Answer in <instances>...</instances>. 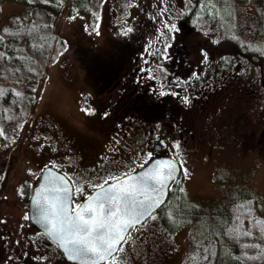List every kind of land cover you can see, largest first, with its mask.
Wrapping results in <instances>:
<instances>
[{"label": "flooded vegetation", "instance_id": "1", "mask_svg": "<svg viewBox=\"0 0 264 264\" xmlns=\"http://www.w3.org/2000/svg\"><path fill=\"white\" fill-rule=\"evenodd\" d=\"M113 1L115 9L121 7L119 9H123V13H126L122 22L127 28L121 24L120 39H130V42L135 40V43L140 42V44L137 47L139 51L130 58L124 56V62L118 67L119 69L112 72L111 75L114 76L112 79L119 78L117 84L111 81L110 84L101 85L100 90H96L97 87L89 85L86 76L85 78L83 76L90 94L88 106L93 107L88 121L96 130L93 136L82 134L80 137L87 141L85 143H89L90 139L98 141L101 149L95 154H84L83 158L88 157L93 163L89 167L82 166L81 170H77L72 162L83 160L82 151L70 145L71 137H55L56 133L52 129L42 126V133L40 131L39 137L34 139L31 148L39 150L41 156L48 155L45 157V163L43 161L39 163L36 170L37 177L33 182H37L43 167L54 166L71 179L73 190L83 189L81 193L73 196L74 202L80 203L93 189L92 185L100 184L105 180L100 175H104L107 161L113 162L115 166L113 169L120 167L117 165L120 159L116 156V149L121 146L117 142L120 141V137L124 136V140L128 137L132 141L141 138L134 133L136 128L134 123L139 119L136 114L123 117L122 122L126 128L122 131L117 126L108 138L104 133H98L94 124H102L105 121L103 115L109 112L108 109H115L116 105L134 106L137 95H142L143 98L149 95L152 100H160L163 111L162 126L154 135L150 128L144 131V134L148 135V138H144L145 159L142 162L131 160L123 170L111 177L128 173L140 166L148 159L149 153L151 156L164 152L172 153L173 156L190 154L212 156L211 149L214 147V151L217 152L225 150L238 156H247L250 153L258 156L260 154L258 149H242L239 144L249 134H253L252 138L256 143L264 135L263 37L220 36L215 24H212L208 30L201 29L198 13L187 14L188 4L191 5L192 0ZM216 11L213 16L223 18L216 15ZM173 24L176 25L175 31L170 28ZM135 28L140 31L133 39L131 35L135 32ZM146 30L149 31L148 34L145 33ZM155 44L159 47L152 50ZM244 59H247L245 63H243ZM141 88L143 90H140ZM208 105L205 115L204 109ZM128 125L130 130L127 132ZM167 134L172 136L168 137ZM49 156L56 157L57 161L53 162L54 165L48 159ZM29 195V190L26 194H21L23 210L21 224L15 226L14 230L7 228L6 234L12 233L14 236L16 232L14 238L18 245L28 241L26 237L28 234L33 246L24 252L13 250V254H9L10 249L4 248L0 256V264L6 262L7 264H47L45 258L48 255L57 256V252L54 253L51 249L54 244L44 238L45 234L38 227L25 219L27 209L24 207V202L25 199L28 200ZM3 200L4 198L0 199V204ZM142 224L143 222L131 229L127 238ZM20 231L25 236L20 235ZM142 237H144L142 232L139 234L135 232L128 248L130 250L124 251V256L127 254L130 257L134 249L142 247L144 241L141 240ZM47 259L52 260L50 257Z\"/></svg>", "mask_w": 264, "mask_h": 264}, {"label": "rangeland", "instance_id": "2", "mask_svg": "<svg viewBox=\"0 0 264 264\" xmlns=\"http://www.w3.org/2000/svg\"><path fill=\"white\" fill-rule=\"evenodd\" d=\"M105 1L98 8V18L95 22H92L89 15L84 12L68 14L60 20L59 29L66 41V49L50 67L48 77L39 89L33 116L29 118L25 127L22 123L8 127L4 141L0 145V170L3 165H6L4 159L8 158L11 153L19 158L13 161V170L8 168L7 185L2 192L5 201L0 205V223L6 221V227L11 230L20 225L23 218L22 196L18 188L25 183V179H22L26 178L25 172L32 168L36 169L41 160L44 163L46 161L45 157H41L40 152L37 153L36 148L34 151L31 148L34 139L39 137L40 131L42 133L41 127H49L56 133L55 137L61 138L95 134V129L88 121L93 107L88 106L90 94L83 80V68L81 67L83 42L91 40L92 43L103 46L106 35L120 34L122 25L127 28V25L122 22L123 15L126 14L123 13V9H119L121 7L115 9L113 0ZM258 1L241 0L240 3L234 0L229 1L232 15L231 34L258 37L257 29L260 24L258 13L261 9ZM1 5V19L8 16V13H16L20 9L19 4L10 1L1 3ZM210 5H214L212 0ZM225 7V3L220 4L216 15L225 18L226 22L223 26L227 27V14L221 11ZM112 28H115L116 32ZM200 28L206 30L205 25ZM216 30L221 36L226 37L223 30L218 28ZM91 41L88 42L91 43ZM239 46L247 51L242 45ZM246 61L247 59H244L243 63ZM134 124L136 126L134 133L143 139L148 138L144 131L149 125L141 122ZM129 130L130 125L127 127V132ZM19 132H21V148L17 146L19 138L15 137ZM143 139L132 141L126 137L123 144L121 141L122 146L127 143L129 145L117 147L116 156L120 159L117 165L124 163H122V157L124 158L127 150L132 156L130 157L132 161L136 158L132 153L134 149L137 153H143L145 147ZM211 151L212 156H192L190 154L175 157L183 165L180 190L184 192L186 200L181 202L179 199L170 206L165 205L154 211L143 222L142 227L136 230L138 234L141 232L145 234L141 238L144 240L142 247L136 250L132 259H126L124 251L128 249L129 242L126 243V249L115 254L116 264H200L202 247L208 237H215L220 248L215 264L231 263L232 258L229 255L232 243L222 234V228L227 220L225 210L228 202L238 195L256 192L259 195L260 211L264 212V159H259L255 153L238 156L225 150L214 151V147ZM21 157L26 158V162ZM48 159L51 160V164L57 161L55 156H49ZM185 169L187 175L184 174ZM112 175L113 173L108 169V171L105 170L104 175L100 176L107 179ZM152 215L156 218L152 219ZM15 234L16 232L14 236ZM20 235L25 236L22 231ZM51 249L55 253L54 247ZM9 254H13V251L11 250ZM56 254L58 255L56 257L53 254L48 255L45 258L46 263L61 262L60 255ZM48 257L52 260L49 261Z\"/></svg>", "mask_w": 264, "mask_h": 264}, {"label": "trees", "instance_id": "3", "mask_svg": "<svg viewBox=\"0 0 264 264\" xmlns=\"http://www.w3.org/2000/svg\"><path fill=\"white\" fill-rule=\"evenodd\" d=\"M7 1L19 4L20 9L17 12L14 11L16 13H8V16L1 19V3L3 4ZM103 1L0 0V93H2L0 94V131L3 132V135H0V145L4 141L8 127H12L16 123H22L25 127L29 118L33 116L39 97V89L46 81L50 67L66 49V41L59 29L60 20L68 14L84 12L89 15L92 22H95L98 18V8ZM210 1L192 0L191 5L190 3L188 4L189 11L187 14L198 13L201 27L204 25L205 27L212 26V23L223 26L226 22L225 18L213 16V13L218 10L220 4L225 3V5H228V0H212L214 5H210ZM234 1L240 3L241 0ZM258 2H260L261 7L258 13L259 22L264 34V0H259ZM216 4L219 6H215ZM221 11L228 14L225 9H221ZM139 31L140 29L135 28V32L131 37L135 39ZM147 32L149 33L146 30L145 33L148 34ZM129 40L120 39L119 36H108L103 46L98 43H92L91 40H88L91 43L87 40L83 42L81 67L83 68V76L84 78L86 76L89 85L97 87L96 90H100L101 85L110 84L111 81L117 84L119 78L112 79L114 78L111 75L112 72L119 69L118 67L124 62V56L130 58V56H134L139 51L137 47H139L140 42L135 43V40L133 42ZM156 47L159 46L155 44L152 50L156 49ZM196 57H198L197 54ZM140 90L143 89L141 88ZM146 96L143 98L142 95H137V102L132 107L116 105L115 109H108L109 112L103 115L105 116V121L102 124H94L97 132L100 134L104 133V136L108 138L117 129V126L122 131L126 128L122 122L123 117L136 114L139 117L136 122L149 125L148 128L153 130L154 135L157 132V128L162 126L163 111L159 99L152 100L149 95ZM208 107L209 105L204 109L206 111L205 115L207 114ZM170 122L172 124V121ZM166 136L170 137L172 135L167 134ZM70 137V145L82 151V158L84 154H95L101 149L98 141L90 139L89 143H85L87 141L83 137L76 135ZM252 137L253 134L245 137L239 144L240 148H256L260 153L257 157L264 159V135L261 136L258 142L259 145L253 141ZM120 141H122V144L125 142L124 136L120 137ZM112 143L115 144V141L112 140ZM127 145L129 143L120 147H126ZM17 146L19 147V143ZM127 151L125 152V158L129 157L126 154L128 153ZM132 153L137 156L136 159L146 157L144 151L143 153H137V150L134 149ZM17 159L19 160L12 153L8 158L4 159V164L6 165H3L1 169L2 173L0 172V192L6 188L8 168L13 170V161ZM25 159L23 158L24 162H26ZM88 159L87 157L83 158V160L81 159V162L73 161L72 165L76 166L77 170H81L82 166L89 167L93 163L92 160ZM106 164L108 165V167L105 166V170L107 171L108 169L112 171L113 167H115L113 166V162L107 161ZM37 173V171H34L24 181L25 183L21 186L23 195L28 190L31 192L34 183L33 179H35ZM182 175L180 174L172 186L165 205L170 206L179 199L181 202L186 200L184 192L180 190ZM2 177L4 178L2 179ZM1 198L3 199L4 196L0 195ZM259 202V195L256 192L238 195L231 202H228L229 204L225 210L227 220L222 228V234L226 240L232 243L229 255L232 258H230V264H264V212L260 211ZM25 203H27V199H25ZM232 229H236L237 231H231ZM7 230L6 221L0 223V256L4 248L10 249V251L18 249V252H24L32 248V240L28 234L26 236L28 241L18 245L12 234H6ZM245 233H250V235H246ZM219 251L220 248L216 238L208 237L202 247V261L200 264H215ZM58 264H66L63 257Z\"/></svg>", "mask_w": 264, "mask_h": 264}, {"label": "snow or ice", "instance_id": "4", "mask_svg": "<svg viewBox=\"0 0 264 264\" xmlns=\"http://www.w3.org/2000/svg\"><path fill=\"white\" fill-rule=\"evenodd\" d=\"M170 28L175 31L176 25ZM0 135H3L2 131ZM148 164L151 167L136 175L126 173L92 185L94 191L84 203L73 200L75 194L83 191L82 188L73 190L69 187L70 178L49 172L44 177L45 184L34 197L37 206L35 219L45 226L47 236L64 250L69 260L81 264H97V261L116 264L115 254L123 251L130 230L164 203L161 195L169 181L176 178L174 162L153 163L149 153L140 167ZM184 174L187 175L186 169ZM151 218L156 217L152 215Z\"/></svg>", "mask_w": 264, "mask_h": 264}, {"label": "water", "instance_id": "5", "mask_svg": "<svg viewBox=\"0 0 264 264\" xmlns=\"http://www.w3.org/2000/svg\"><path fill=\"white\" fill-rule=\"evenodd\" d=\"M155 161H170V162H174V164L176 165V173H175V177L178 175V173L180 172V165H179V162L172 156L170 155H158L156 157H153L152 158V162L154 163ZM148 167H151V164H148L146 165L144 168H139L135 171H132V172H129L127 174L129 175H136L142 171H146ZM49 172H51L53 175H60V176H65L67 178V176L58 171L57 169H54L53 167H45L42 171H41V174H40V178L37 182V184L33 187V190H32V193H31V196L29 198V202H28V215H29V219L30 221L35 224L39 229H41L45 234V226L42 224V223H38L35 219V216L37 214V206L36 204L34 203V197L36 195V192L38 190H40L41 188V185L45 184V180H44V177L47 176L49 174ZM171 181H169L168 183V186L164 189L163 191V194L161 195V199L165 202L167 196H168V193H169V185H170ZM69 187L72 188V184H71V181L69 183ZM94 189L82 200L81 203H84L86 198L91 195L93 193ZM162 205V204H161ZM158 209V208H157ZM156 209H154L153 211H155ZM152 211V212H153ZM148 217V216H147ZM47 235V234H46ZM50 240H52L50 237H49ZM53 242H55L54 240H52ZM56 243V242H55ZM57 244V243H56ZM58 246V245H57ZM58 248L62 251L64 257L66 260L68 261H71L68 259L67 257V254L64 252V250L62 248H60L58 246ZM79 264H81V262L79 261H75ZM100 262H103V261H97V264L100 263Z\"/></svg>", "mask_w": 264, "mask_h": 264}]
</instances>
